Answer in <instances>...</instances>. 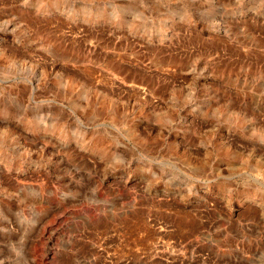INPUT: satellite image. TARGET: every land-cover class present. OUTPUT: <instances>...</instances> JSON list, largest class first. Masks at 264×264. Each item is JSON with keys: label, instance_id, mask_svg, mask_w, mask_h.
Segmentation results:
<instances>
[{"label": "rangeland", "instance_id": "374dc122", "mask_svg": "<svg viewBox=\"0 0 264 264\" xmlns=\"http://www.w3.org/2000/svg\"><path fill=\"white\" fill-rule=\"evenodd\" d=\"M0 264H264V0H0Z\"/></svg>", "mask_w": 264, "mask_h": 264}]
</instances>
